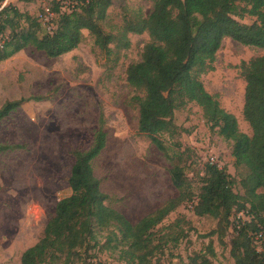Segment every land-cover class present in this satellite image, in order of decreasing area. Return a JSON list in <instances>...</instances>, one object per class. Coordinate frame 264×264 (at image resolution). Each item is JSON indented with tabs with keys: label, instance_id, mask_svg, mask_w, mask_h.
Segmentation results:
<instances>
[{
	"label": "trees",
	"instance_id": "trees-1",
	"mask_svg": "<svg viewBox=\"0 0 264 264\" xmlns=\"http://www.w3.org/2000/svg\"><path fill=\"white\" fill-rule=\"evenodd\" d=\"M112 3L70 0L64 9L58 1L47 7L54 21L49 31L42 17L24 12L13 3H0V62L27 47L49 58L62 56L84 41V30L107 55L129 47L130 33H148L150 40L141 59L127 68L128 84L135 91L131 102L139 112V133L171 159V179L179 195L138 222L130 221L102 190L95 173V160L107 144V132L100 126L88 149L74 151L69 177L72 192L58 201L43 236L22 253L21 264H88L95 248L117 253L127 264H151L166 237L165 233L156 234L155 229L185 201L192 202L196 215L218 219L230 235L233 264H264V54L241 65L246 81L243 115L252 128L251 136L241 131L237 117L221 106L218 95L207 91L202 80L204 74L214 70L217 52L227 37L264 51V0H154L148 15L140 10L125 15L117 34L103 28ZM247 15L255 20H238ZM30 99L43 98L6 101L0 108V120ZM189 102L202 108L212 131L232 142L239 180L226 167L210 163L195 193L182 163L189 149L169 153L171 146L163 135L178 134L175 111ZM11 148L0 143V153ZM236 184L243 193L235 191ZM240 210L248 211L249 219L230 232L231 217ZM216 256L214 242L210 241L206 249L177 264H215Z\"/></svg>",
	"mask_w": 264,
	"mask_h": 264
},
{
	"label": "rangeland",
	"instance_id": "rangeland-1",
	"mask_svg": "<svg viewBox=\"0 0 264 264\" xmlns=\"http://www.w3.org/2000/svg\"><path fill=\"white\" fill-rule=\"evenodd\" d=\"M70 0H0L42 17L46 30L53 16L45 12L56 2ZM154 0H113L103 22L107 33L117 34L124 17L133 11L148 15ZM44 10V12H43ZM252 23L255 17L239 18ZM84 41L74 50L49 58L27 47L0 62V108L8 100L30 99L0 120V143L13 148L0 153V264H21V255L43 236L59 200L71 194L69 177L74 151L91 145L94 132L103 126L107 144L95 160V173L111 202L133 223L179 195L174 186L169 156L138 131L139 112L131 102L135 94L127 81V68L141 59L148 33H130V46L107 55L84 30ZM114 46V45H113ZM264 51L230 37L223 40L214 70L202 76L207 91L217 94L221 106L233 113L241 131H253L243 115L246 81L241 65ZM179 126L174 137L163 135L174 155L189 149L183 159L192 188L198 193L205 166L218 163L239 180L232 142L212 131L195 102L175 111ZM214 158V160H212ZM235 191L243 193L239 184ZM166 234L151 264H177L206 249L217 250L215 264H233L230 235L218 219L198 216L185 201L155 229ZM174 238L178 240L175 241ZM223 239V242L220 241ZM88 264H127L118 254L92 250Z\"/></svg>",
	"mask_w": 264,
	"mask_h": 264
},
{
	"label": "built area",
	"instance_id": "built-area-1",
	"mask_svg": "<svg viewBox=\"0 0 264 264\" xmlns=\"http://www.w3.org/2000/svg\"><path fill=\"white\" fill-rule=\"evenodd\" d=\"M69 6H63L64 9L68 8ZM72 7H74V4H72ZM46 11L49 12V15L53 16V14L50 13V9L46 8ZM214 160V158H212ZM211 164H217L214 161H210ZM219 166V165H218ZM249 219L248 211L246 210H240L236 213H234L231 217L232 225L230 228V232H234V230L238 229L241 224H243L246 220Z\"/></svg>",
	"mask_w": 264,
	"mask_h": 264
}]
</instances>
